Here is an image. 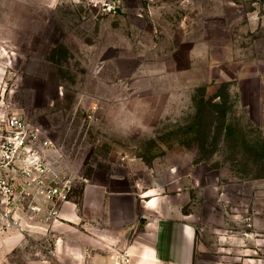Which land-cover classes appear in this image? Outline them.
<instances>
[{
    "label": "rangeland",
    "instance_id": "rangeland-1",
    "mask_svg": "<svg viewBox=\"0 0 264 264\" xmlns=\"http://www.w3.org/2000/svg\"><path fill=\"white\" fill-rule=\"evenodd\" d=\"M104 1L0 0V110L64 149L72 201L154 189L207 264L264 256V0ZM75 235L0 231V264H95Z\"/></svg>",
    "mask_w": 264,
    "mask_h": 264
},
{
    "label": "crops",
    "instance_id": "crops-1",
    "mask_svg": "<svg viewBox=\"0 0 264 264\" xmlns=\"http://www.w3.org/2000/svg\"><path fill=\"white\" fill-rule=\"evenodd\" d=\"M3 75L0 62V81ZM116 181L86 185L79 202L63 205L56 223L65 233L74 230L82 252L91 251L95 264H113L109 255L119 245L128 264H207L197 256L193 224L167 195L114 189ZM102 249L109 254L99 255ZM222 264H264V256Z\"/></svg>",
    "mask_w": 264,
    "mask_h": 264
},
{
    "label": "built area",
    "instance_id": "built-area-1",
    "mask_svg": "<svg viewBox=\"0 0 264 264\" xmlns=\"http://www.w3.org/2000/svg\"><path fill=\"white\" fill-rule=\"evenodd\" d=\"M81 179L53 139L26 117L0 110V231L49 232ZM121 256L116 264H128L127 253Z\"/></svg>",
    "mask_w": 264,
    "mask_h": 264
}]
</instances>
